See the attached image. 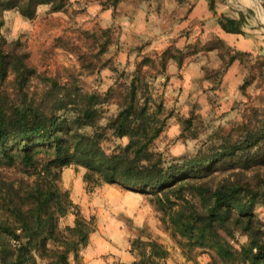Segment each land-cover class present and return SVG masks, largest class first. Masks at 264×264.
Wrapping results in <instances>:
<instances>
[{"label": "trees", "instance_id": "trees-1", "mask_svg": "<svg viewBox=\"0 0 264 264\" xmlns=\"http://www.w3.org/2000/svg\"><path fill=\"white\" fill-rule=\"evenodd\" d=\"M68 1L0 0V85L12 76L20 94L12 103L0 90V167L19 164L34 176L31 182L17 184L0 171V264H84L81 252L95 223L61 184L63 168L71 164L86 169L83 178L90 188L118 183L149 195L164 230L187 251L208 249L212 260L220 264H264V222L256 214L264 196V177L242 181L214 175L237 164L264 166V121L258 128L247 124L245 134L236 141L168 159L152 148L161 128L152 125L147 104L137 98L135 76L129 102L105 125L99 121L103 100L98 94L79 91V99L76 95L62 99L60 109L71 108L61 114L46 112L41 104L30 101L27 90L37 71L21 42H9L3 35V13L15 9L33 19L40 5H49L55 12ZM119 1L112 0V6ZM216 1L208 0L214 12ZM243 21L242 16L219 17L222 28L230 33L243 34ZM248 53L233 50L225 68ZM259 64L264 75V57ZM108 130L127 135L129 142L108 152L102 144ZM69 213L75 215L73 224L62 226L61 219ZM238 235L246 236L239 246L234 244ZM131 244L137 259L111 264H163L169 254L165 244L152 236H139Z\"/></svg>", "mask_w": 264, "mask_h": 264}, {"label": "rangeland", "instance_id": "rangeland-1", "mask_svg": "<svg viewBox=\"0 0 264 264\" xmlns=\"http://www.w3.org/2000/svg\"><path fill=\"white\" fill-rule=\"evenodd\" d=\"M242 1L246 3L247 0H232V3L238 8ZM247 2L246 15L254 16L253 20L248 22L245 13L242 10L240 13L243 22L252 26L261 50L243 54L240 66L234 70L235 75L229 73L227 80L225 63L231 52L220 37L215 36L212 43L203 45L206 52L209 44L216 45L219 54L207 52L202 58V69L192 71L185 79L182 63L198 45L189 44L186 51H182L174 43L155 44L159 46L155 47L151 38L132 40L130 33L133 31L126 30V18L116 9L117 5L112 6V0H69L63 10L55 12L50 11L49 5H40L33 19L25 18L15 9L6 10L2 33L9 42H21L28 62L36 68L37 73L27 90L28 98L41 104L46 112L65 113L71 107L60 109L64 105L62 99L68 100L70 95L79 99V91L94 93L103 100L99 105V121L105 125L129 102L135 76L137 98L147 104L146 115L152 125L161 128L152 148L170 159L190 156L221 142L236 141L245 134L247 124L258 128L264 121V75L260 73L259 64L264 57V19L261 16L262 13L264 16V0H259V4ZM106 8H113L111 19L103 15ZM0 90L9 102L20 98L12 84V76L0 85ZM128 142L127 135L120 137L111 130L102 140L108 152ZM0 171L5 179L17 184L34 179L30 170L19 164L0 167ZM85 171L81 165L65 166L61 184L64 188L70 186L67 188L70 193L73 190L81 199L82 213L93 218L95 227H98L100 216L104 221L109 217L99 215L98 208L113 212L122 203L136 208L132 217L123 220L136 233L132 240L139 236L151 237L154 227H158L159 236L179 245L162 227L159 210L149 195L126 189L118 183L103 182L90 188L83 178ZM214 175L255 181L259 175L264 177V166L245 168L237 164L225 172L218 169ZM108 184L117 186L123 196L117 192L105 198L103 191L89 194L98 186L109 187ZM256 214L264 222V196L257 204ZM74 218L75 215L69 213L61 219V225L73 224ZM245 240V235H238L234 244L239 246ZM186 253L210 258V264H220L212 260L208 249L195 248Z\"/></svg>", "mask_w": 264, "mask_h": 264}, {"label": "crops", "instance_id": "crops-1", "mask_svg": "<svg viewBox=\"0 0 264 264\" xmlns=\"http://www.w3.org/2000/svg\"><path fill=\"white\" fill-rule=\"evenodd\" d=\"M247 1L257 3V0ZM247 1L246 3H248ZM246 3L244 1L241 2L240 7L237 8V5H234L232 0H217L214 12L210 9L208 0H120L116 9L121 10L123 17L126 18L128 23L126 30L133 31V33H130L132 40H140L141 37H146L151 38L154 45L174 43L182 51H186L189 44L198 45V49L194 53L187 55L182 63L184 76L187 79L192 71L197 72V70L202 69V58L207 52L219 54L218 47H215L214 44H212L213 46L209 44L207 52L203 48L205 43H212L211 40L215 36L223 39L226 45L232 48L231 52L236 50L257 53L261 50L260 43L249 23L243 22V34L226 32L219 23V17L222 15L240 18L241 10L245 13L244 15L248 22L251 19L253 20L254 16L249 18L246 15L249 8ZM111 9L106 8L104 10L103 15L106 18H112ZM158 45H155V47H159ZM177 64L175 63V65ZM240 64V58L235 59L230 64L226 70V80L229 73L235 75L234 70ZM200 75L202 74L200 73ZM108 186L106 188L104 185L98 186L96 191H89V194L94 193V195H97L103 191L102 194L106 195H104L105 198L112 195L115 196L117 192L120 194L119 196H123V191L118 190L117 186L113 184H108ZM66 187L70 189V186ZM71 193L74 202L78 204L82 202L73 190H71ZM113 198L117 200V198ZM135 210L131 206H126L122 203L113 212L112 210L107 211L105 209L103 211L98 208L97 213L99 215L104 214L103 216L109 217L107 221H104L100 216L98 227H95L91 232L88 243L81 252L84 264L131 263L137 259V254L132 250L131 244L132 238L136 236V233L134 229L123 221L125 217H132ZM119 213H122V215L120 216ZM136 223L140 226L143 225L137 221ZM149 223L151 224V221ZM160 232L158 227H154L152 237L158 238L169 250V254L164 259L163 264H210V258H203L199 255L196 257L189 256L186 253V249L174 241H169L159 236L158 233Z\"/></svg>", "mask_w": 264, "mask_h": 264}, {"label": "bare ground", "instance_id": "bare-ground-1", "mask_svg": "<svg viewBox=\"0 0 264 264\" xmlns=\"http://www.w3.org/2000/svg\"><path fill=\"white\" fill-rule=\"evenodd\" d=\"M243 2V1H242ZM257 4H259V0H257ZM257 8V7H256ZM258 9H260L259 8V5H258ZM261 16H262V18L264 19V16H263V13L261 14Z\"/></svg>", "mask_w": 264, "mask_h": 264}]
</instances>
